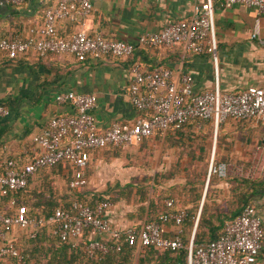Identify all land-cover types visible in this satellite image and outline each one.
Wrapping results in <instances>:
<instances>
[{
	"label": "built area",
	"instance_id": "1",
	"mask_svg": "<svg viewBox=\"0 0 264 264\" xmlns=\"http://www.w3.org/2000/svg\"><path fill=\"white\" fill-rule=\"evenodd\" d=\"M20 0H2L16 4ZM220 6L229 8L242 4L253 8L264 17V0H219ZM90 0H56L43 10L40 27H29L25 34L0 39V53L7 58L32 53L45 55H70L76 60L89 56L92 59H127L135 46L128 42L105 39L99 35L89 36L84 30L60 37L54 29L55 21L63 20L82 25L91 13ZM251 38L259 44L264 38L253 30ZM136 43L142 46L167 49L180 46L184 53L208 54L213 64V75L217 80L216 44L214 40L213 8L211 0H204L193 7L187 20L167 22L157 31L140 35ZM129 84L127 95L132 109L138 114L131 122L110 123L108 128L98 131L93 111L96 98L91 93L71 90L57 92L53 103L68 111L52 116L44 127L29 140L31 157L22 161L20 157L4 159L0 174V195L23 188L29 178L39 169L51 167L61 161L71 167L68 187H85V170L92 151L104 149H126L151 138L156 133L164 135L177 129L187 121H196V127L210 122L213 134L226 119L248 120L258 118L260 142L264 145V87L247 86L235 93H222L217 84L212 90L197 93L193 89V78L183 72L174 78L167 67L146 70L138 63L128 66ZM9 110L0 104V118L7 117ZM214 138L207 163L205 187L210 176L224 179L228 175L225 162L213 160ZM22 150V155L27 154ZM108 200H95L91 206L72 201L67 209L56 207L47 217L28 216L24 207H16L13 199L8 202L9 213L0 212V263L25 264V257L17 250L14 239L9 237L13 229L34 238L44 227L60 241H76L86 233L83 252L88 259H97L105 253L118 251L121 243L135 247H153L159 251H174L181 247L180 225L185 210L161 214L156 220L141 225L117 229L110 226L105 211L111 207ZM166 207L172 201H164ZM194 218L183 261L171 264H264L263 231L260 220L251 205H245L239 214L223 225L221 234L205 245H192L197 221ZM171 222L176 227L173 237L164 236L161 223Z\"/></svg>",
	"mask_w": 264,
	"mask_h": 264
},
{
	"label": "crops",
	"instance_id": "2",
	"mask_svg": "<svg viewBox=\"0 0 264 264\" xmlns=\"http://www.w3.org/2000/svg\"><path fill=\"white\" fill-rule=\"evenodd\" d=\"M203 1L90 0L91 13L83 20L82 25L55 21L54 29L60 37H68L75 31L84 30L89 36L99 35L105 39L133 44L135 49L127 59H92L86 56L82 60H76L70 55L37 57L32 53L9 59L0 53V104L9 110L7 117L0 118V151L7 156L20 157L22 161L28 160L31 157V136L38 133L49 118L68 111L53 103V95L66 90L95 96L93 115L98 131L108 128L113 121L131 122L138 115L132 109L127 95V69L132 62L146 70L160 66L170 68L174 78L180 73L188 72L193 78V89L197 93L212 90L215 83L222 93H235L247 86L264 87V43L259 44L256 39L251 38V33L256 29L258 37L264 38V17L245 5L234 4L223 8L219 0H211L216 44V82L212 59L208 54L184 53L180 46L162 49L136 43L140 35L157 31L167 22L189 19L193 14V7L199 6ZM55 2L56 0H20L16 4H4L0 0V39L23 35L29 27H40L43 10ZM189 132L191 131H186L185 134ZM193 133L196 134L197 141L190 142L191 149L205 150L203 162H207L212 148L210 143L214 138L213 159L227 163L228 179H213L207 193L205 180L199 193H189L182 188V182L179 195L175 191L172 197L184 209H194L195 216L199 215L205 201L207 211L229 217L236 211L234 185L230 179L239 177L254 180L255 185L247 192H250L249 203L260 220L264 243V145L260 142L259 119H226L218 126L215 134L209 124L196 128ZM161 146V143L149 142L147 148L138 151L133 158L130 171L116 170L114 175L113 169L108 166H122L123 159L114 158V162L107 165V160L102 156L104 152L113 149L90 152L87 169L91 168L92 174L86 175L85 190L96 191L102 186L103 180L113 176L122 181V184L128 181L125 180L128 176L136 177L139 181L145 168L144 162L138 157L141 151H153L154 156L149 158V172H157L167 165V158L164 157L162 167L157 166ZM23 149L28 150L27 154L22 155ZM174 150H164L165 155ZM171 184L172 181L169 185ZM138 205L139 203L128 206L124 200L112 203L105 211V218L110 226L117 229L137 227L148 218L146 211L141 213L137 210ZM163 231L166 237H173L176 227L167 223L163 225ZM22 234L23 232L13 229L9 232V237L17 242ZM173 257L168 252L135 247L130 254L123 256L119 264H167Z\"/></svg>",
	"mask_w": 264,
	"mask_h": 264
},
{
	"label": "trees",
	"instance_id": "3",
	"mask_svg": "<svg viewBox=\"0 0 264 264\" xmlns=\"http://www.w3.org/2000/svg\"><path fill=\"white\" fill-rule=\"evenodd\" d=\"M15 36V35H13ZM10 36V37H13ZM9 38V37H4ZM4 54V53H3ZM5 55V54H4ZM10 59V58H9ZM242 121V120H239ZM209 124L212 129V125L210 122H205L202 125ZM200 126V127H201ZM199 127V128H200ZM196 121H187L183 125H181L177 129H171L167 131V135H180V136H187L189 134H194L193 132L196 131ZM193 130V131H192ZM191 131L188 134H185V132ZM165 135V134H164ZM154 136H163L159 133H156ZM192 137V136H191ZM148 139V138H147ZM143 139L142 141H144ZM141 141V143H142ZM177 152L181 153L183 151H187L188 158H190L192 161H196L197 159L202 160L205 157L204 150H197L195 148L191 149L190 144L185 143H179L176 145ZM201 151L200 153L197 151ZM15 159L12 156H7L3 151H0V174L2 173V163L4 159ZM214 160V159H213ZM215 161V160H214ZM217 162V161H216ZM206 163V161H204ZM87 172V169L85 170V175ZM205 170L200 171V173H194L192 171L191 175H194V178L185 180L183 183L182 188H184L189 193L196 192L199 193L203 189V184L205 180ZM45 178L47 181L43 183V187L37 188L36 187H30V184L35 183L38 178ZM55 177H64L66 180V189L64 191V194H70L71 196L68 199H65L64 197L58 200H55L54 197L58 193L59 189H55L52 186V182ZM71 178V167L70 165L65 162L61 161L51 167L48 168H42L37 170L27 181L26 185L18 189L16 191H13L9 193L7 196L3 197L0 195V212L9 213L8 202L10 199H13L15 202L16 207H24L26 210V213L28 216L31 217H47L52 213V211L56 207H61L64 209H67L70 207V204L72 201H77L85 205L91 206L92 203L95 200H108L110 203L112 202V199L110 197L104 196V195H88L86 191H84V187H76L74 189H70L68 187V181ZM213 179H218L216 177L210 176L207 182V188L206 193L208 191V186L212 182ZM228 177L224 179L219 180H227ZM232 184L234 185V198L236 201V211L234 214H231L229 217H224L223 215L216 214L214 212H209L206 209L205 201L201 205V209L199 212V215L197 217L196 226L194 228L193 232V239H192V245L194 247H198L201 245H205L211 240L216 239L222 232L223 225L232 220L235 216L239 214L241 209L245 205H251L249 203V194L247 190L252 188L255 185L254 180L245 179V178H239V177H232L231 179ZM181 188V189H182ZM176 191L177 195H179L180 190ZM165 199L162 200L161 196L155 195V196H148L145 193H142L141 196H139L138 199V207L137 210L141 213L146 211V215L148 218L144 222H150L157 219V217L161 214L165 213H172L176 212L180 209H184L178 201H176L172 197V192H167L165 195ZM171 200L172 205L170 207H166L164 205L165 200ZM185 210V217L182 220V223L180 225V233L178 234L180 238L181 247L174 251H163L168 252L169 254H173L174 257L167 263L171 264L175 261H183L185 258V247L188 243V237L192 230L193 224H194V218L195 213L193 210ZM172 224L171 222H164L161 223V225L165 224ZM173 225V224H172ZM49 237V239L52 240V244L48 245L50 248H47L49 251V257L48 262H54V263H61V264H119L122 262L123 256H126L131 253L132 250L135 249V246H128L125 243H121L120 248L118 251H109L105 253L103 256L97 258V259H88L86 258L84 252H83V245L86 242L87 236L86 233H84L81 238H79L76 241H60L59 238L52 235L50 232L49 227L41 228L35 235L34 238L30 239L26 237V234L23 233L19 241H15V247L17 250L25 257V264H29L28 261V252H24L21 248H19L18 244L21 240V237L26 239L27 241L34 242L35 239L43 238V237ZM165 236V235H164ZM31 242V243H32ZM142 249H148V250H157L153 247H141ZM158 251V250H157ZM52 264V263H50Z\"/></svg>",
	"mask_w": 264,
	"mask_h": 264
},
{
	"label": "rangeland",
	"instance_id": "4",
	"mask_svg": "<svg viewBox=\"0 0 264 264\" xmlns=\"http://www.w3.org/2000/svg\"><path fill=\"white\" fill-rule=\"evenodd\" d=\"M192 136V137H191ZM214 136V135H213ZM197 136H194L193 134H189L187 136H180V135H172V134H165L163 136H154L151 139H145L142 141V143L128 147L126 149H113V151H107L104 152L102 155L103 158H105L107 161V165L110 164V162H114V158L116 159H123L122 166L119 165H109L108 167L113 169V175L115 174V171H130L133 164V158L137 156V152L141 149H146L147 144L149 142H155V143H161L162 149L160 150V155L158 159V167H162V161L166 157L167 159V165L162 169L158 170L155 173L149 172L150 168V160L149 158L154 156L153 151L145 150L143 153L141 151L140 155L138 156L141 161L144 162L145 168L143 169L141 179L138 181L136 177H130L125 178V180L128 179V181L124 182L122 184L120 180H116L115 177H111L107 180L102 181V186L100 189L96 191H89L85 190L88 193V195H110V198L112 199L113 204L118 203L121 200H124L126 202V205L130 206L132 204L138 203L139 196L142 195V193H145L148 196H155L159 195L161 196L162 200L165 199V195L167 192H175L181 189L182 182L184 183L185 180L194 178V175L192 176L191 173L194 171V173H200V171L205 170L206 175V169H207V163L209 160V157L207 159V162L204 163L202 160L199 161L197 159L196 161H192L190 158H188L187 151H183L181 153L177 152L175 148L177 144L179 143H185L190 144L197 141ZM213 139L210 143V146L212 145ZM172 149H175L173 152H170L168 155H165L164 150L171 151ZM196 149V148H195ZM197 151V150H196ZM201 152V151H197ZM205 152V150L203 151ZM136 157V158H138ZM188 158V159H187ZM111 160V161H110ZM92 169H87L86 174L91 176ZM47 181L45 178H38L35 183H31L30 187H36L41 188L43 187V183ZM172 181V184L169 185V183ZM49 183V181H47ZM98 183H100L98 181ZM52 186L55 189H59L58 193L55 195L54 199L58 200L61 198L68 199L71 195L70 194H64V191L66 189V180L64 177H55ZM20 235V234H19ZM32 241H27L26 239L21 237V240L18 244L19 248L24 250V252H28V261L29 264H56L54 262H48L49 257V251L47 248H50L52 244V240L49 239V237L45 236L43 238H37ZM61 264V263H57Z\"/></svg>",
	"mask_w": 264,
	"mask_h": 264
},
{
	"label": "bare ground",
	"instance_id": "5",
	"mask_svg": "<svg viewBox=\"0 0 264 264\" xmlns=\"http://www.w3.org/2000/svg\"><path fill=\"white\" fill-rule=\"evenodd\" d=\"M214 148V147H213Z\"/></svg>",
	"mask_w": 264,
	"mask_h": 264
}]
</instances>
